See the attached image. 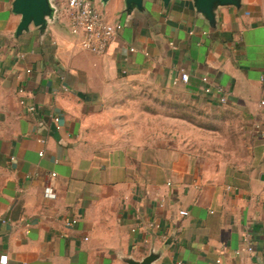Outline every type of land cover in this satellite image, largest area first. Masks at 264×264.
Wrapping results in <instances>:
<instances>
[{"label":"crops","instance_id":"crops-1","mask_svg":"<svg viewBox=\"0 0 264 264\" xmlns=\"http://www.w3.org/2000/svg\"><path fill=\"white\" fill-rule=\"evenodd\" d=\"M90 1L122 24L101 56L70 34L62 0L43 36L17 37L13 0H0V264H126L150 251L153 264H264V0L219 8L214 29L192 0L129 14L124 0ZM142 84L211 107L203 90L220 88L248 155L229 166L136 130L123 95Z\"/></svg>","mask_w":264,"mask_h":264},{"label":"rangeland","instance_id":"rangeland-1","mask_svg":"<svg viewBox=\"0 0 264 264\" xmlns=\"http://www.w3.org/2000/svg\"><path fill=\"white\" fill-rule=\"evenodd\" d=\"M124 101H129L127 109L136 118L135 129L147 130L149 136L161 133L164 141L172 140L192 150L205 149L204 153H197L227 161L229 166L241 162L243 152L249 153L246 130L237 115L224 105L193 104L181 95L159 91L149 84L125 91Z\"/></svg>","mask_w":264,"mask_h":264},{"label":"built area","instance_id":"built-area-1","mask_svg":"<svg viewBox=\"0 0 264 264\" xmlns=\"http://www.w3.org/2000/svg\"><path fill=\"white\" fill-rule=\"evenodd\" d=\"M64 3L63 14L68 21V27L70 34L78 40L79 46L83 51L89 52L93 55L101 56L104 55L108 49L109 44L114 40L118 32L122 30V24L119 22H109L106 20L102 12L93 4L90 0H62ZM30 72V71H27ZM189 77L187 74L182 73L179 79L173 80V86H177L179 83H188ZM260 81L264 84V67L260 77ZM205 95H215L218 98L220 105L227 104L228 97L220 88H217L213 92L210 88L203 90ZM264 106V102H261ZM33 110V108H30ZM55 123L58 122V118H54ZM40 143H45L44 140H40ZM43 153L40 152L39 156ZM55 176V174H52ZM44 194L47 198H55L54 191L51 187H46ZM160 207H163L161 202ZM180 216H187L186 211H180ZM76 221L67 223V226L75 224ZM144 228L150 231H159L161 226L159 223L148 221L144 224ZM168 235L162 236V239L167 241ZM173 239V242L177 241V238ZM247 252L252 253L253 248L250 244L247 246ZM219 263V261H217ZM175 264H183L181 261H177Z\"/></svg>","mask_w":264,"mask_h":264},{"label":"water","instance_id":"water-1","mask_svg":"<svg viewBox=\"0 0 264 264\" xmlns=\"http://www.w3.org/2000/svg\"><path fill=\"white\" fill-rule=\"evenodd\" d=\"M109 0H99L105 6ZM145 0H124L125 12L127 14L136 10H144ZM164 8H167L171 0H161ZM196 13L214 29L217 25V11L222 7H234L241 9V0H192ZM12 13L20 16V22L15 31V36L29 32L30 26L36 28L43 36L50 25L58 22V8L53 0H13ZM171 244V241H165ZM160 258V255L150 251L140 260L132 257H123L126 264H153Z\"/></svg>","mask_w":264,"mask_h":264}]
</instances>
